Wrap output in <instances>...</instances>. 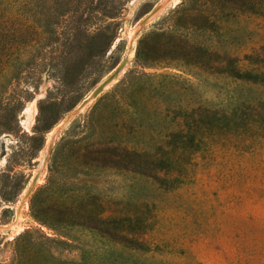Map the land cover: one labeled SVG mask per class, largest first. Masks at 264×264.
Wrapping results in <instances>:
<instances>
[{"label": "rangeland", "instance_id": "rangeland-1", "mask_svg": "<svg viewBox=\"0 0 264 264\" xmlns=\"http://www.w3.org/2000/svg\"><path fill=\"white\" fill-rule=\"evenodd\" d=\"M143 73L229 141L138 155ZM0 264H264V0H0Z\"/></svg>", "mask_w": 264, "mask_h": 264}, {"label": "trees", "instance_id": "trees-1", "mask_svg": "<svg viewBox=\"0 0 264 264\" xmlns=\"http://www.w3.org/2000/svg\"><path fill=\"white\" fill-rule=\"evenodd\" d=\"M151 78L143 73L135 83L139 87L135 94L141 97L149 93L148 101L155 106L141 104L132 94L118 101L123 131L138 155L193 157L229 141L225 132L207 129L208 119L216 111L203 102L199 86L164 76L167 81L157 89L146 86Z\"/></svg>", "mask_w": 264, "mask_h": 264}, {"label": "bare ground", "instance_id": "bare-ground-1", "mask_svg": "<svg viewBox=\"0 0 264 264\" xmlns=\"http://www.w3.org/2000/svg\"><path fill=\"white\" fill-rule=\"evenodd\" d=\"M124 69H125V65H122V67L119 69V71H118L117 74L122 73ZM113 80H114V76L108 78V79L103 83V86H102V87L104 88L106 85L110 84ZM35 103H36V102H33V103L31 104V106L33 107L32 109H27V110H26V112H28L29 114H28V117H27V118H28L27 121H26V119L24 120L25 125L27 124L28 126H31L32 123H33V121H34L35 114L37 113V108H36ZM54 134H55V132H51V133L49 134L50 140H49V142H48V145H47L46 149H45V150L43 151V153H42L41 160L43 161V165L46 164V160H47V157H48V153H49V150H50V148H51V146H52V142H53V140H54ZM34 179H35V178H34Z\"/></svg>", "mask_w": 264, "mask_h": 264}]
</instances>
